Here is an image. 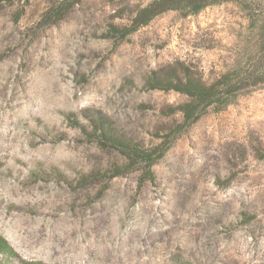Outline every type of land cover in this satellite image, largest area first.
Returning <instances> with one entry per match:
<instances>
[{"label": "rangeland", "instance_id": "1", "mask_svg": "<svg viewBox=\"0 0 264 264\" xmlns=\"http://www.w3.org/2000/svg\"><path fill=\"white\" fill-rule=\"evenodd\" d=\"M71 1L0 0V264H264V85L183 129L149 89L251 67L246 14Z\"/></svg>", "mask_w": 264, "mask_h": 264}, {"label": "trees", "instance_id": "2", "mask_svg": "<svg viewBox=\"0 0 264 264\" xmlns=\"http://www.w3.org/2000/svg\"><path fill=\"white\" fill-rule=\"evenodd\" d=\"M81 0H72L67 6L60 8L53 15L60 20ZM233 3L246 14L250 27L257 31L258 49L256 61L247 68H231L222 72L211 82L205 81L197 72L184 67L168 68L162 76L154 74L149 79V89L164 92H175L185 97L174 113H180L183 122L180 127L187 128L208 112H219L235 101V99L255 88L264 85V0H152L144 7L136 10L131 27L127 34L134 33L147 26L152 20L166 12H177L182 17L198 14L209 6ZM109 136L116 144L125 146L120 139ZM148 167L155 160L146 156Z\"/></svg>", "mask_w": 264, "mask_h": 264}]
</instances>
